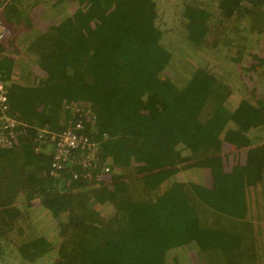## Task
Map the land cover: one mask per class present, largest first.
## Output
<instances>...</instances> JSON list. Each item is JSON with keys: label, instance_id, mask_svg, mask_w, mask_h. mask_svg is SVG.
<instances>
[{"label": "trees", "instance_id": "16d2710c", "mask_svg": "<svg viewBox=\"0 0 264 264\" xmlns=\"http://www.w3.org/2000/svg\"><path fill=\"white\" fill-rule=\"evenodd\" d=\"M1 16L23 32L0 44L19 122L0 145V264H264V0H12ZM70 104L99 161L73 149L50 175L37 129H66ZM216 129L243 137L242 172Z\"/></svg>", "mask_w": 264, "mask_h": 264}, {"label": "built area", "instance_id": "2783aa9c", "mask_svg": "<svg viewBox=\"0 0 264 264\" xmlns=\"http://www.w3.org/2000/svg\"><path fill=\"white\" fill-rule=\"evenodd\" d=\"M11 0H0V12ZM9 34L7 28L0 21V43ZM71 108V126L66 130L55 133L49 131L46 127H41L38 133V140L49 142L53 147L52 163L50 175H55L58 169H61V163L74 149L83 152V161L87 165L94 164L96 161L95 153L97 151L94 141L87 135L82 134L83 118L86 115L80 107L75 104L67 106ZM19 124L16 118L10 113L8 107L7 91L0 83V145H10L13 129ZM102 172H108V168H103ZM101 176L98 177L100 179Z\"/></svg>", "mask_w": 264, "mask_h": 264}, {"label": "rangeland", "instance_id": "374dc122", "mask_svg": "<svg viewBox=\"0 0 264 264\" xmlns=\"http://www.w3.org/2000/svg\"><path fill=\"white\" fill-rule=\"evenodd\" d=\"M0 21L4 25V23L2 22L3 19H2L1 14H0ZM6 28L8 29L9 34H8V36L6 38L4 37L3 41L0 44H5L6 41H7V39H9L10 37L11 38H16L21 32H23V29H21V27L18 26V25L9 24V26L6 27ZM66 110L74 113L71 108L66 109ZM216 132L224 135V136H222V135L221 136L223 137V140H224L225 144L229 146V148L227 147L226 153H224L226 155L225 168L227 167V169L229 170V172H231L232 169L238 170L237 172H242V169L240 167V165H242V164L238 165V163L241 160V154H240V152L244 149V147L241 146V145H236L237 144L236 142H238L239 140L241 142H244L243 137L240 136L239 133H238L239 140H228L225 137V135L228 136L229 138L235 137L237 135L230 134V133L226 134L229 131L223 132L221 129H216ZM226 139H227V141H226ZM256 148H259V145L256 146ZM119 192H122V191H119Z\"/></svg>", "mask_w": 264, "mask_h": 264}, {"label": "clouds", "instance_id": "9594fccd", "mask_svg": "<svg viewBox=\"0 0 264 264\" xmlns=\"http://www.w3.org/2000/svg\"><path fill=\"white\" fill-rule=\"evenodd\" d=\"M12 1V0H11ZM10 1V2H11ZM9 2V3H10ZM8 3V4H9ZM4 8V7H3ZM2 8V9H3ZM1 9V10H2ZM0 14H1V12H0ZM8 36V35H7ZM2 84V83H1ZM6 84H3V86H4V88L6 89V91H7V88H6V86H5ZM7 99H8V91H7ZM71 105V104H70ZM67 106L68 105H66L65 106V110L67 109ZM8 107H9V104H8ZM9 111H10V109H9ZM67 112H68V122H69V125L67 126V128H69L70 126H71V120L73 119L72 117H71V112L70 111H68V110H66ZM11 113V112H10ZM42 127H46L45 125H43ZM41 128V127H40ZM40 128H38L37 129V135H38V133H39V129ZM47 128V127H46ZM66 128V129H67ZM48 129V128H47ZM66 129H64V130H66ZM83 129H84V126H83ZM63 130V131H64ZM50 131V130H49ZM52 132V131H51ZM62 132V131H61ZM82 132H83V130H82ZM56 133V132H55ZM38 139V138H37ZM51 144V143H50ZM52 145V144H51ZM96 145V144H95ZM3 146V145H2ZM96 148H97V151H96V153H95V157H96V160L97 161H99V158H98V153H99V151H98V146H96ZM76 157H77V161H79L80 163H82V162H84L83 161V158H84V154L82 155V153L81 154H79V153H77V155H76ZM96 162V161H95ZM105 168V167H104ZM108 168V172H109V167H107ZM104 173V175H105V173H107V172H103ZM102 178H100V179H96V180H98L99 182H102V181H105V179L108 177V176H101Z\"/></svg>", "mask_w": 264, "mask_h": 264}]
</instances>
